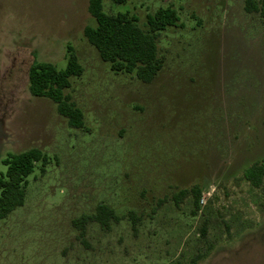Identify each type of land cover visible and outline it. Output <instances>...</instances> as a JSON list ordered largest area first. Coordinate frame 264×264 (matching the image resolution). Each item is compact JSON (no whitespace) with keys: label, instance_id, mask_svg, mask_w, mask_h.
Here are the masks:
<instances>
[{"label":"rangeland","instance_id":"374dc122","mask_svg":"<svg viewBox=\"0 0 264 264\" xmlns=\"http://www.w3.org/2000/svg\"><path fill=\"white\" fill-rule=\"evenodd\" d=\"M89 2L0 0V177L11 153L49 159L0 224V264H264V195L244 178L264 159V19L246 0H104L143 27L161 8L178 12L147 84L114 73L87 41ZM69 46L85 71L66 94L84 129L30 92L33 64L64 70ZM194 186L200 209L193 195L177 207L175 194ZM101 203L122 220L90 224L85 245L73 221Z\"/></svg>","mask_w":264,"mask_h":264},{"label":"trees","instance_id":"16d2710c","mask_svg":"<svg viewBox=\"0 0 264 264\" xmlns=\"http://www.w3.org/2000/svg\"><path fill=\"white\" fill-rule=\"evenodd\" d=\"M115 4H125L127 0H112ZM89 13L95 25L84 30L87 41L97 50L100 58L110 63L116 74L134 75L143 83H152L164 68L165 60L160 54V35L171 27H178V12L172 8H161L154 15H149L143 27L137 16L126 14H109L104 10V0H90ZM245 10L249 14H259L264 19V0H246ZM69 61L67 68H58L48 62L34 63L29 72L30 92L34 97L48 98L57 104L59 114L67 119L70 127L84 129V113L66 91L71 89L72 78H80L84 67L79 62L74 48L68 47ZM49 163L48 156L40 149L34 148L22 153H11L4 160L6 172L0 177V224L16 210L25 206L29 178L40 164ZM244 178L264 195V159L256 162L244 171ZM193 195L196 209L201 207L203 188L181 190L174 196L177 207L181 201ZM133 229L136 232L142 218L136 212L129 213ZM122 220L110 206L101 203L94 214L82 215L73 221L80 232L85 245L88 226L98 224L105 231H111L113 224ZM201 233L206 236L208 226L204 225ZM205 257L198 256L196 262Z\"/></svg>","mask_w":264,"mask_h":264}]
</instances>
